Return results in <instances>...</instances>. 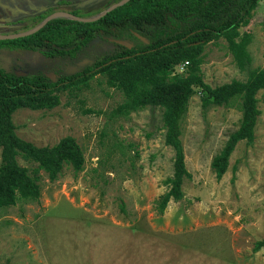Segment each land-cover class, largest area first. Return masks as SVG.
Returning <instances> with one entry per match:
<instances>
[{
	"label": "rangeland",
	"instance_id": "obj_1",
	"mask_svg": "<svg viewBox=\"0 0 264 264\" xmlns=\"http://www.w3.org/2000/svg\"><path fill=\"white\" fill-rule=\"evenodd\" d=\"M107 4L0 0V36L22 33L31 17L49 7L89 18ZM260 14L263 8L240 28L251 33V68H264ZM112 47L95 40L73 60L1 47L0 67L18 74L43 71L55 78L52 70L74 73ZM200 69L210 86L246 78L222 38L204 46ZM256 97L254 139L236 144L220 178L211 161L237 128L240 114L221 106L202 110L199 94L190 97L180 134L190 177L183 179L182 198L171 199L162 214L156 204L173 167V151L164 144L162 109L147 106L113 116L123 95L98 75L85 87L60 92L52 109H17L11 119L18 137L51 146L71 136L85 161L77 173L63 166L53 181L40 172L37 200L0 209V264H264V248L253 251L255 241L264 237L263 92Z\"/></svg>",
	"mask_w": 264,
	"mask_h": 264
},
{
	"label": "trees",
	"instance_id": "obj_2",
	"mask_svg": "<svg viewBox=\"0 0 264 264\" xmlns=\"http://www.w3.org/2000/svg\"><path fill=\"white\" fill-rule=\"evenodd\" d=\"M119 0H108L109 5ZM263 8L258 22L264 29V0H128L97 20L83 22L56 16L31 34L0 39V48L32 50L48 59H74L93 41L111 42L113 47L93 58L74 73L52 70L51 80L43 71L18 74L0 67V209L17 201H35L40 195V172L53 181L63 166L77 173L83 169L84 154L71 136L51 146H36L15 133L11 115L19 108L52 109L59 104V93L88 85L95 76L108 87L120 91L123 101L112 115L152 106L162 109L164 144L171 147L172 174L162 181L167 190L156 208L162 214L167 203L180 200L184 177H190L180 140L181 122L190 97L199 94L202 110L211 106L234 108L239 114L237 128L227 136L221 150L212 158L217 178L226 171L236 144L252 143L259 109L256 97L264 94V68H251L247 46L251 40L246 28L252 13ZM60 10L47 8L31 17L24 32ZM69 14L79 17L73 11ZM22 31V32H23ZM226 41L234 64L244 71V80L210 86L202 78L200 66L207 43ZM121 40L131 46L117 44ZM182 65L183 70L178 71ZM21 158L35 166L18 163ZM264 248V237L255 241L253 251Z\"/></svg>",
	"mask_w": 264,
	"mask_h": 264
},
{
	"label": "water",
	"instance_id": "obj_3",
	"mask_svg": "<svg viewBox=\"0 0 264 264\" xmlns=\"http://www.w3.org/2000/svg\"><path fill=\"white\" fill-rule=\"evenodd\" d=\"M128 0H119L115 3H112L111 5H109L105 10H102L100 13H98L97 15L93 16V17H89V18H79V17H76L74 15H71L69 13H64V12H54L52 14H50L49 16H47L41 23H39L37 26H35L34 28L30 29V30H27L25 32H22V33H19V34H14V35H10V36H0V39H8V38H15V37H20V36H25V35H28V34H31L32 32L34 31H37L40 27H42L48 20H50L51 18L53 17H56V16H65V17H70V18H74L76 20H79V21H83V22H90V21H94V20H97L99 19L100 17H102L103 15H105L108 11L116 8L117 6L123 4L124 2H126ZM117 44H120V45H124L126 47H130L131 45L125 41H121V40H117L115 41ZM48 77L51 79V80H54V77L52 74H48Z\"/></svg>",
	"mask_w": 264,
	"mask_h": 264
},
{
	"label": "flooded vegetation",
	"instance_id": "obj_4",
	"mask_svg": "<svg viewBox=\"0 0 264 264\" xmlns=\"http://www.w3.org/2000/svg\"><path fill=\"white\" fill-rule=\"evenodd\" d=\"M59 12H61V11H59ZM80 54V53H79ZM79 54H77V56H79ZM77 56L75 57V58H77ZM46 58V57H45ZM74 58V59H75ZM48 59V58H47ZM54 59H61V58H54ZM50 60H53V59H50ZM62 60H68V59H62ZM73 60V59H72ZM47 76H48V74H47Z\"/></svg>",
	"mask_w": 264,
	"mask_h": 264
},
{
	"label": "built area",
	"instance_id": "obj_5",
	"mask_svg": "<svg viewBox=\"0 0 264 264\" xmlns=\"http://www.w3.org/2000/svg\"><path fill=\"white\" fill-rule=\"evenodd\" d=\"M181 66V71L183 70V66L182 65H180Z\"/></svg>",
	"mask_w": 264,
	"mask_h": 264
},
{
	"label": "crops",
	"instance_id": "obj_6",
	"mask_svg": "<svg viewBox=\"0 0 264 264\" xmlns=\"http://www.w3.org/2000/svg\"><path fill=\"white\" fill-rule=\"evenodd\" d=\"M61 11V10H60Z\"/></svg>",
	"mask_w": 264,
	"mask_h": 264
}]
</instances>
